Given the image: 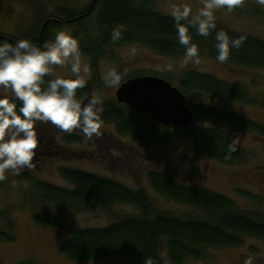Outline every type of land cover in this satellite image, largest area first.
I'll return each mask as SVG.
<instances>
[{"label": "rangeland", "instance_id": "374dc122", "mask_svg": "<svg viewBox=\"0 0 264 264\" xmlns=\"http://www.w3.org/2000/svg\"><path fill=\"white\" fill-rule=\"evenodd\" d=\"M151 1L156 12L168 17H171L173 6L188 4L193 10L190 20H194L198 9L203 6L202 0ZM92 2L93 0H0V34L13 36L18 40L33 38L39 35L47 19L61 15L62 10L59 8L79 13L90 7ZM96 16L95 12L84 25L92 41L97 37ZM215 16L216 24L264 42V8L258 6L255 0H247L243 7L232 13L217 10ZM77 30L75 25L64 30L52 29L50 42L58 31L74 35ZM79 43L81 49V40ZM184 61L185 56H163L141 46L109 47L94 69L91 59L82 55V63L89 68V73L84 78L87 82L93 80L94 88L90 95L81 100L84 102L89 96L98 97L102 117L104 105L117 102V90L129 79L156 77L170 82L183 92L184 74L195 70L236 84L248 94L253 104L217 101L201 94L187 95L189 104L193 107L219 108L264 126V70L238 67L228 62L221 64L208 56L200 58L199 64L192 60L187 64ZM111 69L122 74L121 83L115 87L107 83V75ZM56 71L65 78H72L67 66H58ZM192 110L196 114L194 127H216L211 119L199 117L200 110ZM221 128L227 130L233 144L244 151V157L233 164L214 158L188 157L189 142L180 131H174L171 140L165 145L145 147L131 137L119 135L113 124L103 123L100 136H93L91 140L78 130L65 133L51 124H40V138L45 135L48 139L41 138V147L34 159L35 167L21 171L30 173L37 181L72 189V185L61 176L60 169L81 170L114 180L131 190H145L157 210L177 217L201 216L198 210L168 200L153 190L148 175L159 172L182 185L204 187L229 198L239 211L255 215L264 223V138L247 130ZM68 135L75 136L79 141H66ZM27 193H34L32 185H25L11 171L6 173L4 181H0V232L15 239L14 242H0V264H139L127 257H116L106 262L77 263L61 251V243L70 238V229L106 228L120 217L137 215V208L116 206L110 212L95 209L83 213L58 211L43 206L35 209L26 202ZM36 211L49 214L66 225L68 230L37 224L33 220V213ZM249 255L255 258L254 264H264V241L247 238L239 248L206 249L205 258L189 260L187 264H243V260Z\"/></svg>", "mask_w": 264, "mask_h": 264}, {"label": "trees", "instance_id": "16d2710c", "mask_svg": "<svg viewBox=\"0 0 264 264\" xmlns=\"http://www.w3.org/2000/svg\"><path fill=\"white\" fill-rule=\"evenodd\" d=\"M60 10L64 24L50 25L53 30L72 27L73 18L86 15L90 7L79 14L68 9ZM95 12L97 37L94 41L84 28L90 18L74 22L78 28L74 36L81 40L82 55L91 59L94 69L109 47L141 46L163 56H185V46L177 40L174 20L156 12L151 0H98ZM117 25L125 26L123 38L113 42L111 32ZM216 25V31L224 30L233 38H245L238 50H232L228 63L264 70V42ZM190 35L191 43L198 46L200 58L208 56L216 59L215 32L203 37L197 34L195 28H190ZM49 36L50 32L45 33L48 42ZM3 37L0 34V42L5 40ZM34 42L41 44V39L37 38ZM182 87L186 98L190 94H201L217 101L253 104L248 94L236 84L195 70L184 74ZM93 88L94 81L87 82L83 89L77 90L78 98L90 95ZM188 105L191 109L200 110L199 117L211 119L216 127L201 128L194 127V124L186 130L166 127L153 122L149 115H140L117 102L105 104L101 118L103 123L115 125L119 135L131 137L145 147L165 145L174 131H180L189 142L188 157L214 158L226 164L241 160L244 151L233 144L230 133L221 127L247 130L264 138V126L258 123L212 106ZM77 140L72 135L66 137L68 142ZM29 174L21 171L16 177L25 185H32L34 193H27L26 202L35 209L43 206L83 213L95 209L110 212L116 206H133L139 210L137 215L120 217L106 228L70 229V238L61 243V251L73 262H106L116 257H127L139 264H187L189 260L205 258L206 249L239 248L247 238L264 241L262 219L260 221L255 215L239 211L229 198L204 187L182 185L163 173H149L153 190L168 200L198 210L201 216L177 217L157 210L145 190H131L114 180L81 170L60 169L61 176L72 185V189L37 181ZM33 220L40 225L68 230L66 225L43 212H34ZM14 240V237L0 232V242Z\"/></svg>", "mask_w": 264, "mask_h": 264}, {"label": "clouds", "instance_id": "9594fccd", "mask_svg": "<svg viewBox=\"0 0 264 264\" xmlns=\"http://www.w3.org/2000/svg\"><path fill=\"white\" fill-rule=\"evenodd\" d=\"M246 2L202 0L203 6L194 20L189 19L193 11L190 5L173 6L170 15L178 43L185 46L184 62L200 63L198 46L191 43L190 28L203 37L215 32L216 60L221 64L227 62L232 50H238L245 38L216 31L215 13L217 10L232 13ZM255 3L264 8V0ZM124 29V25L114 27L111 40H121ZM58 66L69 67L72 78L58 74ZM88 73V66L82 63L79 40L70 32L58 31L54 40L43 46L28 39L0 42V181L6 179L9 171L20 175L22 169L35 167L34 159L41 147L40 124H51L65 133L78 130L89 140L100 136L103 125L100 99L93 96L82 102L77 96V90L86 86L84 76ZM121 80L122 74L116 69L108 72L109 86H118ZM254 259L249 255L243 264H254Z\"/></svg>", "mask_w": 264, "mask_h": 264}, {"label": "water", "instance_id": "95a60500", "mask_svg": "<svg viewBox=\"0 0 264 264\" xmlns=\"http://www.w3.org/2000/svg\"><path fill=\"white\" fill-rule=\"evenodd\" d=\"M97 2L98 0H93L89 13L74 19L71 23L90 17ZM50 22L52 20L45 24L42 37ZM3 38L15 43L10 37ZM91 97L93 96H89L84 102ZM116 98L120 105H125L140 115L147 114L153 122L166 127L190 129L196 119V114L188 106V99L183 92L164 79L156 77L130 79L117 90ZM99 107L101 108V104Z\"/></svg>", "mask_w": 264, "mask_h": 264}, {"label": "flooded vegetation", "instance_id": "af4514ba", "mask_svg": "<svg viewBox=\"0 0 264 264\" xmlns=\"http://www.w3.org/2000/svg\"><path fill=\"white\" fill-rule=\"evenodd\" d=\"M91 7V6H90ZM60 9H63V8H60ZM59 9V10H60ZM96 9V8H95ZM68 10H71V9H68ZM84 12V11H83ZM95 12V11H94ZM94 12H93V14H94ZM79 13H81V12H79ZM78 13V14H79ZM89 13V12H88ZM87 13V14H88ZM86 14V15H87ZM93 14L90 16V17H87V18H84V19H88V18H91L92 16H93ZM83 16H85V15H82L81 17H83ZM74 19H76V18H73V20ZM49 20H52V22H50V24H49V26H48V28H47V30H46V32L45 33H48V32H51V30H52V28H50V25H52V24H58V25H60V26H62L64 23V17L62 16V15H59L58 16V18H54V17H52V18H49V19H47L46 20V22H45V24L49 21ZM61 21H63V22H61ZM74 24H76V23H73V24H71V25H73L74 26ZM45 26V25H44ZM43 29H44V27L42 28V30L39 32V35L38 36H35V37H33V38H29L28 40H31V41H35V40H37V38H40L41 39V44H39V43H37V42H34L35 44H37V46H43L45 43H48V41H46V38H45V33L43 34V37H42V32H43ZM62 30H64V29H62ZM4 37H9V36H6V35H3ZM11 37H13V36H10V38ZM13 39V41L14 42H16L18 39L17 38H15V37H13L12 38ZM1 41H5V40H1ZM42 137H45V139L47 138L48 139V136H45V135H41V138ZM49 138H51V137H49Z\"/></svg>", "mask_w": 264, "mask_h": 264}]
</instances>
